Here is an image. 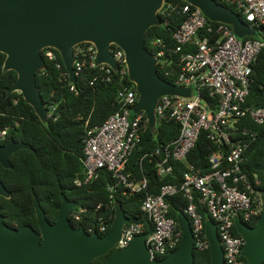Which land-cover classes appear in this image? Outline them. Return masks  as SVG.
<instances>
[{"label":"built area","instance_id":"obj_1","mask_svg":"<svg viewBox=\"0 0 264 264\" xmlns=\"http://www.w3.org/2000/svg\"><path fill=\"white\" fill-rule=\"evenodd\" d=\"M221 4L235 7L236 13L244 16L245 22L261 34V40L240 39L231 27L213 25L199 8L187 3L182 7L186 21L173 35L176 45L172 54L177 57L179 71L168 69L173 60L164 59L165 51L157 56L165 75L175 79L174 84L193 89L191 98L167 95L158 102L157 128L161 122L173 121L181 129L172 147L160 145L155 152L158 175L171 174V159L184 161L203 133L217 149L209 157L210 172L204 173L202 169L190 165L180 186H164L159 195H148L143 202L142 211L153 225L152 233H146L147 246L153 259L170 254L182 242L178 220L171 217L165 201L166 196L181 191L189 201L185 214L191 221L195 249L210 248L206 223L194 199V192H197L211 220L217 225L226 264H248L242 255L245 240L237 231L235 219L241 217L248 224L262 211L260 193L242 167L249 147L247 139L255 140L257 133L243 127L241 120L249 118L257 125H264V108L247 106L253 68L261 52H264V0H221ZM155 45L161 46V41ZM57 53V50L47 48L42 54L45 61L55 64L61 77L71 85V91L76 92L68 73L62 71L63 65ZM111 53L119 65L118 70L106 64L98 66L95 63L96 47L91 43L80 44L74 50V69L78 77L89 67L99 68L104 73L105 81L118 85L116 112L100 125L91 126L89 120L85 123L83 165L86 178L85 181L76 180V185L82 186L97 180L104 171L111 172L117 181L109 187L113 202L112 193L118 185L124 186L130 195L147 188L146 179L135 183L125 170L132 152L150 125L144 112L135 114L133 111L139 95L135 84L129 79L124 51L113 45ZM204 90L214 102L213 107L206 105L202 99ZM58 106L59 103H52L47 107L49 121L59 119ZM6 136L7 130H3L0 139L5 140ZM256 186H260L259 180ZM100 209L102 204L97 206L96 211ZM87 212V208L78 205L69 217L72 222H83L89 233L106 234L109 229L106 217H96L94 222L89 219L84 221ZM142 234H145L144 223L129 221L115 249L126 248L136 236Z\"/></svg>","mask_w":264,"mask_h":264},{"label":"water","instance_id":"obj_2","mask_svg":"<svg viewBox=\"0 0 264 264\" xmlns=\"http://www.w3.org/2000/svg\"><path fill=\"white\" fill-rule=\"evenodd\" d=\"M166 0H0V53L6 56L3 71H15L17 79L8 93H20L35 110L43 124L49 122L48 108L37 85V74L46 69L43 51L57 50L71 83L75 75V48L91 43L97 49L95 63L119 69L112 56L113 45L125 53L129 79L139 95L134 113L144 112L150 128L157 129L156 109L163 96L191 98L193 89L178 86L159 74L160 58L146 47L150 28L162 25L159 15ZM199 8L212 22L227 25L240 38L256 37L232 8L217 0H184ZM20 150H32L24 142L8 140L0 144V164L12 169L11 157ZM0 197L10 199L11 192L0 181ZM262 214L255 226L235 219L244 238L242 255L248 264H264V190L260 193ZM39 231L31 226L20 229L6 224L0 212V264H92L111 253L106 264H196L195 237L185 212L178 214L182 232L180 246L163 259H153L147 246L148 234L136 236L129 246L115 249L129 218L118 202L109 232L101 236L73 225L70 213L78 207L62 195L57 222L51 224L37 195L34 196ZM212 264H226L216 223L206 222Z\"/></svg>","mask_w":264,"mask_h":264},{"label":"trees","instance_id":"obj_3","mask_svg":"<svg viewBox=\"0 0 264 264\" xmlns=\"http://www.w3.org/2000/svg\"><path fill=\"white\" fill-rule=\"evenodd\" d=\"M221 3V0H217ZM187 3L184 0H166L159 15L162 25L152 27L146 36L147 49L156 56L165 51V60L172 64L168 69L175 68L179 71L176 56L172 54L175 47L174 33L186 21L182 7ZM235 12V7H231ZM238 13V12H237ZM243 21L245 17L241 15ZM215 26L222 24L211 22ZM244 40H261V34ZM161 41V46L155 45ZM59 62L63 65V72L67 74L61 55ZM6 56L0 53V133L7 130L5 140L0 139V144L8 140L24 142L32 150H20L12 155V169H5L0 164V181L11 192L12 197H0V212L7 225L20 229L31 226L39 231L38 219L35 213L34 196L39 202L51 224L57 222L59 207L62 204V195L68 200L76 202L79 207H85L88 212L84 214V221H96V217L105 216L109 229L116 216L115 203L118 202L131 222L144 223L145 233H152L153 225L148 216L142 211V205L148 195H159L164 186H180L184 180L189 166L193 165L202 169L204 173L210 172L209 157L216 151L212 144L201 134L196 146L187 155L184 161L171 159L173 167L171 174L159 176L156 168L157 157L155 152L160 145L171 146L180 135V125L175 122H161L156 130L148 128L142 141L132 152L125 173L135 182L147 180V188L130 195L128 190L118 185L111 200L109 187L117 181L109 171H104L97 180L76 185V180L85 181L83 159L84 140L86 137L85 123L90 121L91 126L100 125L116 112L117 83L105 81L104 73L99 68H87L77 77L74 84L76 92L71 91V85L61 77V72L54 63L46 61V69L37 74V85L47 107L52 103H59L60 117L57 121L50 120L43 124L33 107L26 103L20 93L9 94L8 91L17 79L15 71L4 73ZM160 76L169 81L175 79L165 75V70L159 65ZM95 78H97L95 80ZM93 83V84H92ZM202 99L208 106L214 102L208 93L203 91ZM247 106L264 108V52L258 57L251 76L250 93ZM82 117L81 120L78 118ZM241 125L257 133L255 140L249 141V147L244 155L243 171L248 175L251 183L259 193L264 190V125H257L251 119L241 120ZM260 186H256V181ZM194 199L203 215L205 223L211 219L207 208L201 203V196L194 192ZM170 209L171 217L176 220L180 212H185L189 201L183 192L168 195L165 198ZM102 204V209L96 211ZM262 211L256 219L248 225L255 226ZM78 228H86L83 222H72ZM88 230V229H87ZM107 232V233H108ZM106 233V234H107ZM100 233L101 236L106 235ZM111 253L99 257L92 264H106ZM159 257L163 259L167 257ZM196 264H212L210 248L195 250Z\"/></svg>","mask_w":264,"mask_h":264},{"label":"clouds","instance_id":"obj_4","mask_svg":"<svg viewBox=\"0 0 264 264\" xmlns=\"http://www.w3.org/2000/svg\"><path fill=\"white\" fill-rule=\"evenodd\" d=\"M60 54V53H59Z\"/></svg>","mask_w":264,"mask_h":264}]
</instances>
